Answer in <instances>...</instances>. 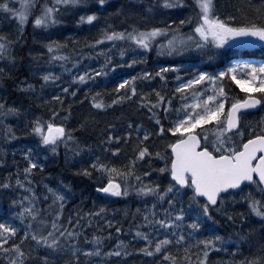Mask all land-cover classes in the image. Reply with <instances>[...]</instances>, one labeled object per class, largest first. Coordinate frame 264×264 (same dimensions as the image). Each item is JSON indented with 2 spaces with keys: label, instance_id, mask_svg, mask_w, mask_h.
Wrapping results in <instances>:
<instances>
[{
  "label": "snow or ice",
  "instance_id": "1",
  "mask_svg": "<svg viewBox=\"0 0 264 264\" xmlns=\"http://www.w3.org/2000/svg\"><path fill=\"white\" fill-rule=\"evenodd\" d=\"M192 5L194 11L177 19L172 14L191 7L188 0H0V15L17 21L14 37L0 32V85L12 78L16 45L26 43L29 21L34 30L48 33L64 25L68 15L81 27L103 20L95 38H83L86 43L75 38L69 47L70 34L42 42L46 53L29 50V67L39 84L21 77L16 88L26 93L58 88L43 101L54 104L47 117L30 116V106L0 97V142L17 139L16 126L7 123L10 117L17 125L23 117V134L36 141L35 152L19 149L26 165L14 173L15 186L27 195L17 194L7 209L0 208V264H112L133 254L156 264H264V115L256 122L246 119L249 111L264 109V59L250 58L247 51L264 47V0L254 5L252 15L240 7L222 13L217 0H192ZM115 17L118 23H111ZM153 49L156 57L149 68ZM93 56L103 62L95 68L82 64ZM57 64L59 73L44 70ZM134 66H141L136 74L120 72ZM63 74L70 80L63 81ZM110 75L111 89L91 91L90 85ZM157 80V87L143 91L144 82ZM81 86L85 95L78 103L88 100L97 110L135 103L149 113L154 131L128 120L124 129L107 124L102 138L83 142L76 131L86 127V120L68 126ZM133 139L131 155L124 153L125 159L115 162L123 152L116 145ZM153 139L162 140L163 147L151 145ZM61 147L64 163L78 165L73 175L94 180L97 198L138 201L135 209L122 210L124 217L131 211L127 229L111 218L106 203L97 206L95 200L94 211L81 209L65 217L73 189L63 179L52 185L42 177L37 193L35 170L45 169L41 160L49 155L59 157ZM6 156L7 149L0 147V165H6ZM12 175L0 182V191L13 189ZM256 218L259 226L252 224ZM100 220L103 226L97 225ZM106 228H114L117 236L129 232L141 246L117 238L105 250L104 241L113 236ZM216 250L224 258L210 262Z\"/></svg>",
  "mask_w": 264,
  "mask_h": 264
},
{
  "label": "trees",
  "instance_id": "2",
  "mask_svg": "<svg viewBox=\"0 0 264 264\" xmlns=\"http://www.w3.org/2000/svg\"><path fill=\"white\" fill-rule=\"evenodd\" d=\"M259 3H260L259 0H217V8L222 13H228V12H233L235 7H240L242 12H246L248 15H252L254 11V5H257ZM188 4L191 5V7H185L183 9V12L175 13V17L177 19L182 18L184 14H189L192 11H194V5H192V0H188ZM109 10L110 9H108V11ZM172 15H174V13ZM65 19H66V23L64 25L58 26L56 29L49 31V32L54 33V36L52 37L53 39L64 40L65 38L70 37V34H71V37L69 39V47H73L71 40L75 39L76 37L80 38L81 41L84 40L83 38L85 36H87L89 40L96 37L98 24L92 28L81 27L75 24L71 15H68L67 17H65ZM16 23L17 21L14 18H11L10 16L5 17V16L0 15V32L9 33L10 36L14 37L15 35H17ZM28 23L27 25H25V31H24V33L26 32L25 35L23 33V38L26 41V43L23 45H20V44L16 45V54L18 56L17 66L12 69V78L10 79L6 78L3 85H0V97H6L7 102L9 103H15V104L18 103L17 105H20L22 103L23 105H26V106L29 105L32 109V112L29 114L30 116L33 114H41L47 117L50 114L49 109L53 108L54 104L52 102L45 104L43 103V101L46 100L49 96H55L57 92L59 91L58 88H55L54 86L49 85L42 92L38 89L37 93H26L22 90H17L16 88V85L20 82L21 77H27L29 80L33 81L34 83L39 84V80L37 76L32 73V70L29 67L30 57L28 56V52L29 50H32V46L34 44V41H33L34 37L36 38L38 36H42L43 34H45V32L38 30V29L34 30L31 22L29 24ZM106 44L107 43L103 45H106ZM77 46L79 45H76L75 47ZM85 51H88V49H85ZM39 53H46V49L42 46L41 50H39ZM249 55L264 57V50L255 49L251 51ZM19 57H23V59L21 60L19 59ZM155 57H156V53H155V50L153 49L150 56L148 57V67L149 68L153 67V58ZM113 58L117 63H120L118 53H113ZM129 58H131V56H129ZM43 59H47V56L45 55ZM160 59L163 60L165 58L161 57ZM102 62H103V57H100L97 60V57L93 56L91 59L85 58L82 61V64L87 65L88 67L95 68L97 63H102ZM177 62L183 63L184 61H177ZM70 66L71 65H69V67ZM44 70L55 71L59 73L60 66L59 64L52 66V67L44 66ZM80 70H84V69L81 68ZM140 70H141V66H134L131 68L125 67L121 69L120 72L122 74L132 75V74H136ZM184 71H190V69L185 68ZM70 78L71 77L68 74H63L62 76V79L65 82L69 81ZM159 83H160L159 80H157L155 83L144 82L143 85H141V87L143 91L147 92L149 90V87L155 88L159 85ZM112 86H113L112 78L110 75L109 78L107 79L100 78L99 81L95 85H90L89 87L91 88V91H96L97 89H101V90L111 89ZM26 95L28 96V98ZM84 95H85L84 88L83 86H81L79 90V94L75 98L76 102H72L73 117H70V120L72 122H70L68 125L69 127L73 126V128H75L76 125L79 124L81 121L86 120V127L83 129H77L76 131V135L80 137L83 142L87 143L89 140L92 142H95L97 139L102 138L100 134L105 129L107 124H115L117 127L124 129V126L128 120H134L136 123L143 122L146 127L154 131L153 124L150 123L149 113L144 109H137L135 103L124 104L123 106H114L107 110H97L91 106L90 101L85 100L82 103H78V101H80L81 97ZM69 102L70 101L68 99H65V107H67ZM55 106H58V103ZM261 115H264V109H260L259 111H256V112H249L246 119L256 122ZM7 123L16 126L18 140L16 139L15 141L14 140L7 141L6 143L0 142V147H3V148L5 147V149H7V152H8L6 156V160H7L6 165H0V182L3 181V179L5 178L7 174L13 173V175L11 176V180L13 182V189L9 191H0V208H3V209L8 208L9 200L11 199V197L13 198V197H16L17 194H20L19 192L21 189L19 187H16L14 184V181L16 178L14 173L16 171L17 166L22 170L26 165V161L20 155L19 149L24 148V150H26V148L30 146L33 148L34 152L36 151V147H34L36 146L35 139L31 135L26 136L23 134L27 131V128L25 127V120L23 117L20 118V123L18 125H17L16 118H13V117L8 118ZM142 134L143 133H141V135ZM27 140H29V142H27ZM134 143H135V139L130 141L127 145H124L123 143H121L120 145H116V146L122 147L123 152L119 156L114 157L113 158L114 161L117 163L122 162L125 159L124 153L131 155V149ZM149 143L151 145L163 147V141L159 139L150 140ZM12 149H17V152L15 153V155H13ZM37 154L40 155L41 157L45 155L44 152H37ZM63 154H64L63 149L61 147V152H60L59 157H52L51 155H49V158L47 160H43V159L41 160V162L45 163V169L43 171L36 169L35 170L36 175L33 177V179L38 182V184L36 185L37 193L39 194L42 191V184L39 183L42 177L44 178L45 183L52 184V185H55L58 179H63L66 183H71L72 189L74 191V192L72 191V196L69 198V203L65 206V209H64L65 217L68 214L75 212L77 210H81V209L83 211H89V210L94 211L95 209L92 207V205H93V200L95 199L96 204L98 203L97 206H99L101 203H106L108 209L110 210L109 214L111 218L119 222H122V229H127L129 227V221L132 220L131 211L129 212V215L127 217H124L122 214V210L125 206H128L130 210L135 209L137 207L138 201L134 197L130 199L116 198L113 201H103L102 199L99 200V198H97L94 192V180H88L87 178H81L78 176H74L73 168L77 167L78 165L76 164L66 165L64 163ZM146 163L147 161L144 162L145 165ZM141 168L142 170H147L146 167H144L143 165H141ZM49 174L51 175L49 176ZM22 175L23 174L21 173V176ZM151 178L156 179L155 176ZM82 204H84L83 207H81ZM113 209H120L121 211L115 214H112L111 210ZM234 210L238 211L241 209L238 207L237 209H234ZM136 219L139 220L140 217L137 216ZM260 223L261 221L258 218L252 220V224L256 226H259ZM97 225L103 226V221L102 220L97 221ZM245 227H248V225H245ZM105 230L113 232V236L111 240L106 239L104 241L105 250H107L108 247H111L113 244H115L117 238L128 241L130 246L132 247L141 246L140 242H136L130 239V233L127 231L122 230L119 236H117V234L114 232V228L113 229L106 228ZM93 231H95V227L90 228L88 230L89 235H91ZM228 231H231V229H228ZM205 235H207V233H205ZM253 240L254 241L256 240L255 235L253 236ZM193 251L195 252L196 250L193 249ZM245 251H247V249H245ZM217 257L224 258L223 254L219 252L218 250H216L213 253H211L209 256L210 262L215 261ZM115 262L117 264H156L155 259L148 258V257H142L139 254H133L123 260L113 259L112 264H116Z\"/></svg>",
  "mask_w": 264,
  "mask_h": 264
},
{
  "label": "rangeland",
  "instance_id": "3",
  "mask_svg": "<svg viewBox=\"0 0 264 264\" xmlns=\"http://www.w3.org/2000/svg\"><path fill=\"white\" fill-rule=\"evenodd\" d=\"M259 1H260V0H259ZM118 2H119V0H117V3H118ZM218 10H219V9H218ZM109 11H111V9H110ZM219 11H220V10H219ZM220 12H221V11H220ZM173 16H175V13H174ZM156 19H160V17L158 16V17H156ZM118 21H119V18H118V17H115V18H113L110 22H111V23H118ZM102 25H103V20H101L100 24H98L97 27L99 28V27H101ZM53 36H54V33H53V32H48V33L43 34L42 36H38V37H36V38L34 37V39H33L34 44H33V46H32V51H34V52H39V50H41V48H42V46H43V43H42V42H46L47 40H51V39H53V38H52ZM81 43H86V41L82 40ZM103 47H104V48H108L109 45L106 44V45H103ZM260 47H262V46L257 45L255 48H260ZM78 49H80L79 46L76 47L77 52L80 51V50H78ZM253 49H254V48H253ZM249 50H252V49H249ZM22 179H23V175H22ZM19 193H20L19 195H27V193H25V192L23 191V189H21Z\"/></svg>",
  "mask_w": 264,
  "mask_h": 264
},
{
  "label": "bare ground",
  "instance_id": "4",
  "mask_svg": "<svg viewBox=\"0 0 264 264\" xmlns=\"http://www.w3.org/2000/svg\"><path fill=\"white\" fill-rule=\"evenodd\" d=\"M2 16H3V15H2ZM29 23H30V22H29ZM29 23H28V24H29ZM16 25H17V23H16ZM26 25H27V24H26ZM29 27H30V26H29ZM71 30H72V29H71ZM87 30H88V29H87ZM68 31H69V30H68ZM74 31H75V30H74ZM25 33H26V32H25ZM25 33H24V35H25ZM27 34H28V33H27ZM27 34H26V35H27ZM77 34H78V33H77ZM81 35H82V34H81ZM29 36H30V35H29ZM35 36H36V35H35ZM76 38H77V37H76ZM95 57H96V56H95ZM93 59H94V58H93ZM100 62H101V61H100ZM24 96H25V95H24ZM26 96H27V95H26ZM82 97H83V96H82ZM27 98H28V96H27ZM29 98H31V97H29ZM26 100H27V99H26ZM24 101H25V100H24ZM30 101H31V100H30ZM87 101H88V100H87ZM26 103H27V102H26ZM29 103H30V102H29ZM29 103H28V104H29ZM32 103H33V102H32ZM39 103H40V102H39ZM17 104H18V103H17ZM30 105H32V104H30ZM34 105H35V104H34ZM36 105H37V104H36ZM48 105H49V104H48ZM66 105H67V104H66ZM82 105H83V104H82ZM28 106H29V105H28ZM41 106H43V105H41ZM33 107H34V106H33ZM44 108H45V107H44ZM46 108H47V107H46ZM48 108H49V107H48ZM45 110H46V109H45ZM47 110H48V109H47ZM74 111H75V109H74ZM35 113H36V112H35ZM89 114H90V113H89ZM71 117H73V115H72ZM78 118H79V117H78ZM70 121H71V120H70ZM74 121H75V120H74ZM71 122H72V121H71ZM72 127H73V126H72ZM26 136H27V135H26ZM17 140H18V139H17ZM23 140H24V139H23ZM14 141H15V140H14ZM30 141H31V139H30ZM17 142H18V141H17ZM27 142H29V140H27ZM11 143H12V142H11ZM18 143H19V142H18ZM30 143H31V142H30ZM33 143H34V142H33ZM33 143H32V144H33ZM15 144H17V143H15ZM25 144H26V143H25ZM8 145H9V144H8ZM11 145H12V144H11ZM19 145H20V144H19ZM28 145H29V144H28ZM33 145H34V144H33ZM2 146H3V145H2ZM20 146H21V145H20ZM24 147H25V146H24ZM26 147H27V146H26ZM29 147H30V146H29ZM34 147H36V146H34ZM4 148H5V147H4ZM8 148H9V147H8ZM10 148H11V147H10ZM7 153H8V152H7ZM9 153H10V152H9ZM10 154H11V153H10ZM63 155H64V154H63ZM61 157H62V156H61ZM11 159H13V158H11ZM21 177H22V176H21ZM81 182H82V181H81ZM37 184H38V183H37ZM73 185H74V184H73ZM88 185H89V184H88ZM39 188H40V187H39ZM16 191H17V190H16ZM87 191H88V190H87ZM73 192H74V191H73ZM12 193H13V192H12ZM79 195H80V194H79ZM79 195H78V196H79ZM93 196H94V195H93ZM11 198H12V197H11ZM79 200H80V199H79ZM88 200H89V199H88ZM94 200H95V199H94ZM99 200H100V199H99ZM99 200H98V201H99ZM82 201H83V200H82ZM95 201H96V200H95ZM98 201H97V202H98ZM101 201H102V200H101ZM77 202H78V201H77ZM85 202H86V201H85ZM97 204H98V203H97ZM99 204H100V203H99ZM83 205H84V204H82L81 207H83ZM88 206H89V205H88ZM84 207H85V206H84ZM88 208H89V207H88ZM93 210H94V209H93ZM115 263H116V262H115ZM116 264H117V263H116Z\"/></svg>",
  "mask_w": 264,
  "mask_h": 264
}]
</instances>
